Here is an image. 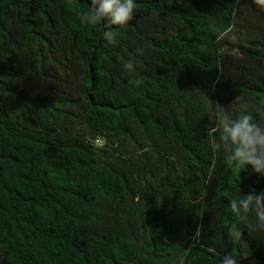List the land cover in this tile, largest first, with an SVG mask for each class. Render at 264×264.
<instances>
[{
    "label": "trees",
    "instance_id": "trees-1",
    "mask_svg": "<svg viewBox=\"0 0 264 264\" xmlns=\"http://www.w3.org/2000/svg\"><path fill=\"white\" fill-rule=\"evenodd\" d=\"M134 3L113 45L91 0H0V264H264L228 233L264 177L210 147L215 105L264 126V8Z\"/></svg>",
    "mask_w": 264,
    "mask_h": 264
},
{
    "label": "clouds",
    "instance_id": "clouds-1",
    "mask_svg": "<svg viewBox=\"0 0 264 264\" xmlns=\"http://www.w3.org/2000/svg\"><path fill=\"white\" fill-rule=\"evenodd\" d=\"M253 2L264 8V0ZM135 8L134 0H91V6L87 5L86 10L80 11L77 15L82 24L91 27L106 22L103 39L114 45L117 41L112 26L128 24L133 19ZM214 31L223 37L229 35L232 28ZM230 38L235 39L234 36ZM136 52L142 54L139 48ZM123 68L129 73L134 72V61L131 59L125 61ZM128 83L132 87H139L142 79H130ZM242 100V97L237 96L234 102ZM215 107L216 123L211 129L210 139L212 151L223 152L229 166L242 170L251 167L255 174L264 177V126L254 122L253 114L247 105H244L238 114H233L219 105ZM229 205L235 217L228 228L229 237L234 246L248 247L244 240L245 232L264 233V191L257 193L252 189L247 194H242L240 189L239 194L230 199ZM199 237L198 227L193 236V243L198 242ZM219 264H238V261L229 253L220 257Z\"/></svg>",
    "mask_w": 264,
    "mask_h": 264
}]
</instances>
